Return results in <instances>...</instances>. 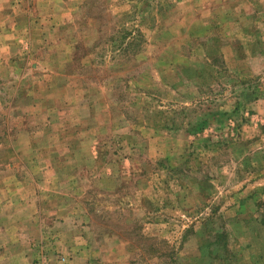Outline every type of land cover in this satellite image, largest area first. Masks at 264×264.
<instances>
[{"label":"rangeland","instance_id":"obj_1","mask_svg":"<svg viewBox=\"0 0 264 264\" xmlns=\"http://www.w3.org/2000/svg\"><path fill=\"white\" fill-rule=\"evenodd\" d=\"M0 264H264V0H0Z\"/></svg>","mask_w":264,"mask_h":264},{"label":"trees","instance_id":"obj_2","mask_svg":"<svg viewBox=\"0 0 264 264\" xmlns=\"http://www.w3.org/2000/svg\"><path fill=\"white\" fill-rule=\"evenodd\" d=\"M223 247H226V246H223Z\"/></svg>","mask_w":264,"mask_h":264}]
</instances>
